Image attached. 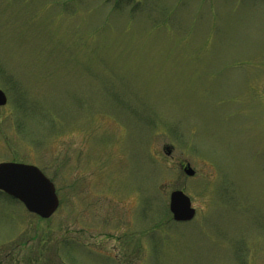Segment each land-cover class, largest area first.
Returning a JSON list of instances; mask_svg holds the SVG:
<instances>
[{"label": "rangeland", "instance_id": "rangeland-1", "mask_svg": "<svg viewBox=\"0 0 264 264\" xmlns=\"http://www.w3.org/2000/svg\"><path fill=\"white\" fill-rule=\"evenodd\" d=\"M0 90V264H264V0H0Z\"/></svg>", "mask_w": 264, "mask_h": 264}, {"label": "water", "instance_id": "water-1", "mask_svg": "<svg viewBox=\"0 0 264 264\" xmlns=\"http://www.w3.org/2000/svg\"><path fill=\"white\" fill-rule=\"evenodd\" d=\"M6 104L7 97L0 90V107ZM183 172L188 177L195 175L190 165H186ZM0 192L20 202L28 212L45 220L50 219L60 205L54 184L35 166L0 164ZM169 210L173 221L177 223L190 222L196 215L191 200L182 191L171 193Z\"/></svg>", "mask_w": 264, "mask_h": 264}]
</instances>
